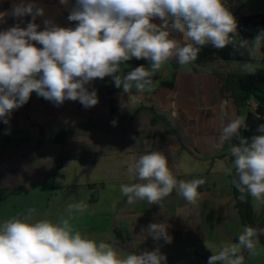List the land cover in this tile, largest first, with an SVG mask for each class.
I'll use <instances>...</instances> for the list:
<instances>
[{
	"label": "crops",
	"instance_id": "0c3cea01",
	"mask_svg": "<svg viewBox=\"0 0 264 264\" xmlns=\"http://www.w3.org/2000/svg\"><path fill=\"white\" fill-rule=\"evenodd\" d=\"M256 1L257 11L250 9L244 15L264 12V1ZM22 2L44 10L34 21L37 31L45 30V21L73 29L78 24L68 20L76 0L67 4L60 0H0V12L7 13L0 18V32L17 24L26 28L32 21L31 15H11L14 6ZM152 22L162 23L159 18ZM234 35V41L238 40L237 30ZM170 38L184 40L175 30L170 31ZM252 59L255 68L260 66L261 47ZM174 61H167L154 74L158 79L150 92L138 93L133 87L127 94L110 76L94 79L86 87L96 91L98 103L90 108L71 100L57 106L32 92L26 104L10 113L9 123L0 119V189L25 187L28 192L11 195L0 203L13 199L15 217L34 208L33 221L55 222L67 215L69 204L83 201L87 211L75 215L73 226L90 239L112 243L122 257L159 248L167 257L166 264H203L211 250L237 243L244 226L226 171L234 143L233 139L221 143L219 138L225 124L237 118L245 122L249 108L237 116L233 104L224 98L223 75L231 70L224 62L211 66L179 64L176 70ZM133 65L148 67L149 62L126 61L121 75ZM243 70L241 65V71H232ZM170 80L174 81L172 86L165 82ZM153 151L167 157L177 180L205 181L198 189L201 196L196 205L188 204L175 190L163 200V209L146 201L127 203L120 186L139 182L129 168L138 156ZM60 161L61 169L52 175ZM252 205L255 210L253 198ZM182 209L188 217L176 215ZM150 223L165 224L172 242L148 235Z\"/></svg>",
	"mask_w": 264,
	"mask_h": 264
},
{
	"label": "clouds",
	"instance_id": "9594fccd",
	"mask_svg": "<svg viewBox=\"0 0 264 264\" xmlns=\"http://www.w3.org/2000/svg\"><path fill=\"white\" fill-rule=\"evenodd\" d=\"M67 4L68 0H60ZM7 13L0 12V18ZM44 10L33 3L15 5L14 17L32 16L26 28L19 24L0 32V119L9 123L14 109L26 104L32 92L39 97L62 105L66 100L79 101L85 108L98 103L95 90L86 85L96 78L112 77L117 88L129 94L151 91L152 76L162 65L175 58L180 65L194 62L200 49L211 44L225 48L236 39L237 22L224 0H76L68 16L77 26L64 28L45 21V30L34 21ZM159 18L162 23H153ZM182 34L184 40L170 38V31ZM38 42V48L32 42ZM264 41L261 32L252 41L240 40V47L255 55ZM145 59L149 66L140 65L121 75V65L131 59ZM255 71L252 64L242 66ZM116 122L113 121V124ZM246 128L243 118L224 125L220 142L238 139L230 148L234 158L226 171L235 169L232 183L245 201V193L255 201L264 200V134L250 139L240 135ZM258 131L264 133V124ZM130 149V148H129ZM139 182L120 186L129 205L137 201L158 204L173 190L188 204L200 199L203 179L177 180L167 157L161 151L138 156L129 168ZM83 201L69 204L67 215L58 221L32 220L36 209L0 223V264H166L167 257L159 248L154 251L131 252L121 256L112 243L97 242L83 235L72 223L75 215L87 211ZM188 217L187 210L176 213ZM147 233L154 240L172 242L167 226L150 223ZM264 228L245 226L238 243L224 246L211 255L208 264H244L242 250L256 254L258 237Z\"/></svg>",
	"mask_w": 264,
	"mask_h": 264
},
{
	"label": "trees",
	"instance_id": "16d2710c",
	"mask_svg": "<svg viewBox=\"0 0 264 264\" xmlns=\"http://www.w3.org/2000/svg\"><path fill=\"white\" fill-rule=\"evenodd\" d=\"M232 0H224L225 5L231 11L237 22V32L239 39L233 41L232 44L227 45L225 48L216 49L211 44L203 46L198 53V57L194 62H191L197 66H207L210 64L221 62H237L252 64L254 60L252 55L249 54L248 48L240 47V40L252 41L261 32H264V12L255 13L251 15H238L232 11L230 3ZM261 51L263 59L260 62V66L255 68L252 73L242 72L236 73L232 70L224 72V85L222 88L223 96L230 101L235 109L237 116L241 115L242 111L248 108L250 101L257 104V108L249 109L247 111V117L245 120L246 128L241 127L240 135L245 138H251L254 135H261L258 131V127L264 124V41L261 44ZM174 69L179 68L177 61L172 63ZM158 79L156 75L152 76L153 82ZM169 81V80H168ZM169 86L173 85V80H170ZM63 135L60 134V137ZM63 139V138H61ZM59 139V140H61ZM233 143L238 144L239 141L233 138ZM233 157L230 156L229 167L232 165ZM63 161L58 162L53 169L52 175H55L62 167ZM235 178V169L233 168L230 174L231 182ZM234 195H235V208L241 217L243 226H251L256 229L264 228V220L258 222L252 205V197L245 193V201L240 200L241 193L237 190L232 183ZM28 190L25 187L17 188L13 191L0 189V201L8 199L11 195L27 193ZM259 243L264 247V235L258 237ZM238 243V238L235 239ZM247 253V250H242L241 254Z\"/></svg>",
	"mask_w": 264,
	"mask_h": 264
},
{
	"label": "rangeland",
	"instance_id": "374dc122",
	"mask_svg": "<svg viewBox=\"0 0 264 264\" xmlns=\"http://www.w3.org/2000/svg\"><path fill=\"white\" fill-rule=\"evenodd\" d=\"M264 1V0H262ZM232 6H230L232 8V11L235 12H239L240 14H247L248 10L250 9H254L255 11L256 8L255 6H257V1L256 0H232L230 3ZM253 65V64H252ZM211 66V65H209ZM224 66L225 68L234 70L236 69L237 71H241V64L237 63V62H224ZM254 66V65H253ZM136 65H133L132 70L134 68H136ZM255 68V66H254ZM130 69V67L128 68ZM244 72H247L245 70H243ZM130 72V71H129ZM247 73H252V72H247ZM161 77H164V72H162L160 74ZM254 202V208H255V215H256V220L258 222H261L264 220V200L262 201H255L253 199ZM14 200L11 199L9 200V202L3 204L0 203V223H3L4 221L7 220V217L12 216V218H14ZM17 205V204H16ZM220 249L217 250H211L210 252H208L209 257L215 253H217ZM244 256V264H264V247L258 243L256 246V254L255 255H251L248 252L243 254ZM209 259V258H208ZM203 264H208V260ZM219 264V262H218Z\"/></svg>",
	"mask_w": 264,
	"mask_h": 264
},
{
	"label": "built area",
	"instance_id": "2783aa9c",
	"mask_svg": "<svg viewBox=\"0 0 264 264\" xmlns=\"http://www.w3.org/2000/svg\"><path fill=\"white\" fill-rule=\"evenodd\" d=\"M248 108L249 109H256L257 108V104H255V102H253V101H250L249 103H248Z\"/></svg>",
	"mask_w": 264,
	"mask_h": 264
},
{
	"label": "water",
	"instance_id": "95a60500",
	"mask_svg": "<svg viewBox=\"0 0 264 264\" xmlns=\"http://www.w3.org/2000/svg\"><path fill=\"white\" fill-rule=\"evenodd\" d=\"M245 64H248V63L245 62V63H242L241 65L243 66V65H245Z\"/></svg>",
	"mask_w": 264,
	"mask_h": 264
}]
</instances>
